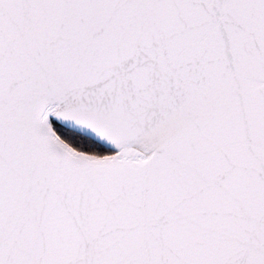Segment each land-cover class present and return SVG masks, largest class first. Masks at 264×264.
<instances>
[{
	"label": "snow or ice",
	"instance_id": "6c2138e0",
	"mask_svg": "<svg viewBox=\"0 0 264 264\" xmlns=\"http://www.w3.org/2000/svg\"><path fill=\"white\" fill-rule=\"evenodd\" d=\"M0 264H264V0H0Z\"/></svg>",
	"mask_w": 264,
	"mask_h": 264
}]
</instances>
